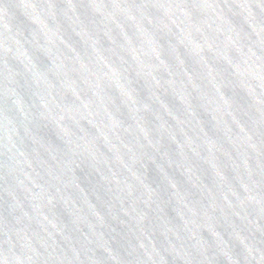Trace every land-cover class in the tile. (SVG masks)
Wrapping results in <instances>:
<instances>
[{"label":"water","instance_id":"water-1","mask_svg":"<svg viewBox=\"0 0 264 264\" xmlns=\"http://www.w3.org/2000/svg\"><path fill=\"white\" fill-rule=\"evenodd\" d=\"M0 264H264V0H0Z\"/></svg>","mask_w":264,"mask_h":264}]
</instances>
